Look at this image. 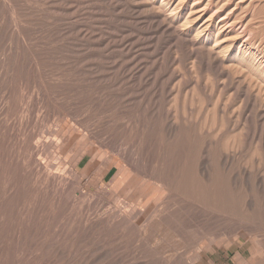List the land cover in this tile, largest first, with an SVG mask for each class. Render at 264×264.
I'll return each instance as SVG.
<instances>
[{
    "label": "rangeland",
    "instance_id": "rangeland-1",
    "mask_svg": "<svg viewBox=\"0 0 264 264\" xmlns=\"http://www.w3.org/2000/svg\"><path fill=\"white\" fill-rule=\"evenodd\" d=\"M0 264H264V0H0Z\"/></svg>",
    "mask_w": 264,
    "mask_h": 264
}]
</instances>
